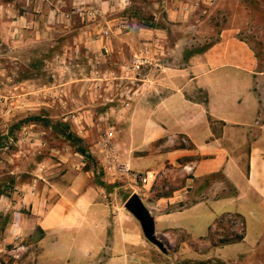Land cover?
<instances>
[{
	"label": "rangeland",
	"instance_id": "374dc122",
	"mask_svg": "<svg viewBox=\"0 0 264 264\" xmlns=\"http://www.w3.org/2000/svg\"><path fill=\"white\" fill-rule=\"evenodd\" d=\"M226 31L251 46L264 71V8L255 0H0V264H41L38 253L52 252L50 242L39 245L40 230L11 241L5 231L14 212L30 213L23 201L44 196L64 177L88 173L92 186V141L106 138L121 115L106 105L122 106L124 89L141 76L182 68ZM144 47L159 62L136 73L131 60ZM129 197L123 189H103L109 226L96 234L110 241L118 228L142 250L128 260L93 254L92 264H240L244 258L217 251L230 245L224 241L239 233L241 219L223 216L206 238L188 241L189 249L155 233L161 251L139 227L136 233L127 226L134 219L125 209ZM252 257L255 263L264 254Z\"/></svg>",
	"mask_w": 264,
	"mask_h": 264
},
{
	"label": "crops",
	"instance_id": "0c3cea01",
	"mask_svg": "<svg viewBox=\"0 0 264 264\" xmlns=\"http://www.w3.org/2000/svg\"><path fill=\"white\" fill-rule=\"evenodd\" d=\"M255 1L264 8V0ZM103 44L110 46L107 40ZM258 66L251 46L226 31L182 68L141 76L135 87L124 89L127 99L120 108L106 105V111L120 109L121 115L115 122L107 117L112 131L92 141V186L81 172L64 177L44 196L23 201L30 213L12 214L5 240L42 231L39 245L53 246L52 252L38 253L41 264H92L93 254L127 258L142 250L139 241L118 228L110 241L96 234L109 226L103 189H123L140 198L155 233L187 249L188 241L206 238L223 216H239L242 241L218 254L241 253L240 264H264L263 257L251 262L252 255L264 254V98L259 95L264 71ZM92 91L98 92L96 85ZM130 172L146 182L135 183ZM127 226L142 230L135 218Z\"/></svg>",
	"mask_w": 264,
	"mask_h": 264
},
{
	"label": "water",
	"instance_id": "95a60500",
	"mask_svg": "<svg viewBox=\"0 0 264 264\" xmlns=\"http://www.w3.org/2000/svg\"><path fill=\"white\" fill-rule=\"evenodd\" d=\"M125 209L139 222L145 239L164 251V247L155 237L154 221L137 195H132L125 203Z\"/></svg>",
	"mask_w": 264,
	"mask_h": 264
},
{
	"label": "built area",
	"instance_id": "2783aa9c",
	"mask_svg": "<svg viewBox=\"0 0 264 264\" xmlns=\"http://www.w3.org/2000/svg\"><path fill=\"white\" fill-rule=\"evenodd\" d=\"M154 62H159V57L154 58L149 56L148 50L144 47L137 54H135L131 60V68L134 72L139 73L144 67L151 66ZM130 178L135 181V183H145L146 177L139 173L130 172Z\"/></svg>",
	"mask_w": 264,
	"mask_h": 264
},
{
	"label": "trees",
	"instance_id": "16d2710c",
	"mask_svg": "<svg viewBox=\"0 0 264 264\" xmlns=\"http://www.w3.org/2000/svg\"><path fill=\"white\" fill-rule=\"evenodd\" d=\"M34 120H38V118H36V119H34ZM73 136V135H72ZM69 133L67 134V137H68V139H70L71 141H80V139H78V138H74V137H72ZM81 156H85V157H88L89 158V155H88V153H87V151H85V149L83 148V147H79V149H78V151H77ZM102 186H104L103 184H101ZM224 217H226V216H224ZM235 218H238V219H240V217L239 216H235ZM220 220H221V218L219 219V220H217L216 222H215V224H217V223H220ZM238 230H239V233H236V234H234V235H231V237L229 238V239H226L225 241H224V243H228V244H232V243H237V242H241L242 241V239H243V237H244V231H243V221L241 220V222H240V226H238Z\"/></svg>",
	"mask_w": 264,
	"mask_h": 264
}]
</instances>
